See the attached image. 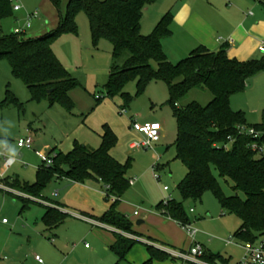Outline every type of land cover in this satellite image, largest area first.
I'll use <instances>...</instances> for the list:
<instances>
[{"label":"trees","instance_id":"16d2710c","mask_svg":"<svg viewBox=\"0 0 264 264\" xmlns=\"http://www.w3.org/2000/svg\"><path fill=\"white\" fill-rule=\"evenodd\" d=\"M157 1L69 0L67 16L55 31L39 38H22L13 33L0 35V61H8L13 76L27 86L32 100L46 101L50 107L59 105L72 114L75 102L71 93L81 84L58 60L52 45L62 35L77 32L75 15L83 11L88 17L94 44L106 39L113 46V65L105 86L106 93L95 99V107L105 99L120 97L124 103L120 112L127 110L132 98L124 90L131 80L137 81L138 94L144 93L151 82L165 83L177 122L176 160L187 171L178 185L183 200L199 202L206 193L212 192L225 212L240 218L236 237L245 244H257L264 237V157L256 156L249 146L252 138L239 135L238 128L247 126L264 133V122L249 125L243 112L232 110L231 98L243 93L248 81L264 72V58L248 62L232 60L227 56V45H224L219 52L199 47L178 64L171 63L162 42L171 36L172 14H166L151 35L141 33L144 12ZM12 13L9 0H0V20ZM194 89L208 90L213 95L212 102L206 107L195 102L181 107L179 102ZM101 138L99 149L76 142L70 153L55 154L53 165L39 168L34 184L19 179L1 183L40 198L56 178L78 184L92 179L102 182L108 187L107 198L117 200L99 222L120 232L115 233L116 244L112 250L118 259L116 264H121L137 245L136 240L124 235H135L132 223L117 211V205L130 188L127 171L132 159L121 164L111 155L118 137L108 125L103 127ZM221 180L231 183L234 196H226ZM159 208L165 217L182 225L191 224L183 203L170 201L167 205L161 203ZM65 218L62 211L47 208L43 222L51 231L63 224ZM148 251L150 259L144 264L171 257L152 246ZM202 261L230 264L226 257L206 249Z\"/></svg>","mask_w":264,"mask_h":264},{"label":"rangeland","instance_id":"374dc122","mask_svg":"<svg viewBox=\"0 0 264 264\" xmlns=\"http://www.w3.org/2000/svg\"><path fill=\"white\" fill-rule=\"evenodd\" d=\"M68 2L69 0H20L21 11L0 20V35L10 36L14 29L23 28L28 22L29 15L34 12L39 14V19L31 21L32 28L27 34L28 37L46 30L55 31L62 19L67 16ZM172 2L174 0H158L156 4L145 10L141 22L142 35L149 36L153 33L161 18L171 10ZM75 23L76 33L64 34L52 45L53 52L64 68L82 85L83 89L91 94V97H88V94L80 90L73 93L74 115H69L59 105L50 107L46 101L32 100L27 86L13 76L8 61H0V153L5 151L8 158L6 162L9 163L6 166V162L3 163L0 160V182L11 179H19L29 184L36 182L38 169L43 166L42 161L33 151L21 150L17 146L19 139L28 136V131L34 136L37 151L41 152L44 146H48L51 151L68 154L73 151L76 142L92 149H99L102 145V135H99L88 123H82L80 117L82 114L87 115L88 112L94 111L93 108L87 110L88 99L95 100L106 93L105 86L113 65V46L106 39H101L97 45L94 44L89 20L83 11L76 13ZM177 62L175 63L178 64ZM124 92L132 98L126 110L130 125H124V127L132 132L131 124L134 120L141 124L160 123L167 132L168 141L163 143L161 140L162 143L152 150L130 151L131 157L123 154V147L128 145L130 150L132 144L142 139L124 136L119 146L115 147V155L121 160L119 161L121 164H125L129 158H132L127 176L130 180L135 179L134 187L130 186L127 194L121 198L117 211L132 218L131 220L136 219L135 212H138L140 216L154 217L146 223L147 233L142 234L159 243L169 239L178 248L176 252H188L191 241L185 229L178 222L165 219L158 207L160 203L167 201L183 203L192 228L197 231V242L207 251L226 257L230 260V264L241 263L246 256V250L245 243L236 237L241 226L240 218L225 212L212 192L206 193L201 201L193 202L184 201L178 190V185L187 171L186 167L176 160L177 122L173 106L170 104L171 96L167 85L163 82H151L144 93L138 94L137 81L131 80ZM259 95L243 92L231 98L232 110L243 112L247 123L252 126L261 125L264 122L262 111L264 94ZM212 100L213 95L208 90L194 89L179 104L181 107H186L195 102L206 107ZM109 101L120 109L124 105L120 97L109 99ZM255 108H258V111H255ZM117 116L124 121L119 113ZM119 119L117 121L121 126L122 121ZM157 166L159 170L155 171ZM155 174L160 176L159 180ZM88 181L84 185L88 186L91 183ZM57 182L56 179L51 181L44 194L49 199L66 205L67 215L64 223L52 231H48L43 224L42 207L30 204L29 209H24L22 200L0 191V225L3 218L11 223L22 218L20 226L26 228L30 225L36 228L32 238L34 243L32 253L26 250L16 256L8 252L5 256L10 261L0 259V263L40 264L34 259L35 256L41 258L42 264H112L115 261L114 253L110 249L111 245L104 243L94 230L77 218L81 214H90L88 210L91 207L86 205L90 198L86 196L75 198L69 191L74 184L66 181ZM221 185L226 196L235 195L230 182L221 180ZM7 188L20 194L21 197L26 195L17 188L13 189L9 186ZM166 188L168 191L165 190ZM239 196L244 197L242 193H239ZM23 198L34 202L44 200L41 197L31 196ZM106 199L109 203L117 200L103 195L101 200L104 204ZM159 219L172 223L178 228L174 237L172 233L166 231L164 226L162 227ZM106 234L112 236L108 232ZM124 235L137 238L131 234ZM4 236L5 234H0V251L5 240ZM148 245L149 243L137 244L127 261L122 264H141L149 254ZM259 245L260 243H257V246ZM172 258L154 260L153 264H180V260L173 261Z\"/></svg>","mask_w":264,"mask_h":264},{"label":"crops","instance_id":"0c3cea01","mask_svg":"<svg viewBox=\"0 0 264 264\" xmlns=\"http://www.w3.org/2000/svg\"><path fill=\"white\" fill-rule=\"evenodd\" d=\"M150 7H148L146 10H148ZM170 9L171 10L168 11L167 14L170 12L173 17L170 27L171 36L165 38L162 42V45H163V50L168 60L171 63L176 64L175 63L176 61L180 62L186 59L187 57L190 56V54L193 51H195L199 47H205L210 52H219L224 45H227L228 47L227 56L229 57V59L232 60H238L240 62H248V61L260 60L264 58V53H261L259 51V46L261 44H264V5L260 2V0H174V2H172ZM50 32L51 30H46L38 34H31L29 37L26 34V37L39 38ZM79 90L81 92L88 94L87 95L88 97H91V94H89L87 90L83 89L81 85L80 88L74 90L71 93V97L73 101H74L73 93L75 94V91H79ZM244 92L247 94L253 93L255 95L261 94L263 96L264 72L251 78L248 81L247 88ZM88 100L89 101L87 104L88 107L87 110L89 111L92 110L93 108L94 111L92 113L88 112L87 115L82 114V116L80 117V121H82V123L85 122L88 123V125L91 128H93L99 135L103 134V127L105 125H108L109 127H111V129L118 137L117 146H119L121 139L124 136L125 137L130 136V138L132 139H142V140L144 139V136L139 134L137 131L133 130L131 132L128 131L126 127H124V125L126 126L130 125V122L127 118L128 114L122 115L120 113V108L114 106V104H112V102H110L109 99L103 100L102 103L96 107H95V100L93 99L92 100L88 99ZM255 109H256L255 111H258V108ZM262 111L264 113V109ZM118 113L122 118H124V121L119 119V117L117 116ZM69 115H74V114L72 113ZM117 119L122 121L120 123L121 126L119 125ZM144 123H149V122H144ZM162 134L163 135L161 140H163V143L167 142L168 136L164 127ZM161 140L155 146L161 144L162 143ZM123 148H124L123 154H127L130 157L132 155L130 151H137L131 149V147L129 150L128 145L127 146L125 145ZM43 149H44L43 151H48L50 153L53 151L55 154L58 153L55 150L51 151V149L48 146H44ZM115 149L116 148H114L111 151V155L115 159H118V161L121 162L118 156L115 155ZM21 150H26V149H21ZM37 150H38L37 144L36 141H34L33 150H27V151H33L35 153V151ZM37 158L39 157L37 156ZM5 162L6 161H3V163ZM5 165L6 166L9 165V163L6 162ZM56 181H58L57 183L66 181L70 184H74L69 191H71L70 194H73L75 198L84 197V196L90 198V201H87L86 203L87 207H91L88 210L90 214L89 213L81 214L77 216V218L82 222L86 223V225L89 226L90 229L94 230L96 235L104 243L111 245L110 249L112 250V247L116 244L115 233H120V232L114 228H111L99 222V219L102 218L110 210L111 206L115 203V202L109 203L108 199L105 200L106 204L102 202L101 200L102 196L105 195V197H107L105 192V185L102 182L94 179L88 181L91 182L89 183L88 186L84 184L72 183L70 180L65 178H56ZM0 185L3 184L0 182ZM131 187H134V185ZM0 191H2L5 195H10L15 199L22 200L24 202V209L25 208L29 209L30 204H37L40 207H42L43 209L42 221L46 214L47 208L58 209L62 211L64 214H66L67 206L56 200L49 199L48 197L45 196L44 192L42 193V197H41L44 200H42V202L41 201L34 202V201H29V199L27 198H23L24 196H28V195H24L21 197L14 193L4 191L3 189H0ZM113 198L116 200L115 197ZM135 213H134V217H136V219L133 218V220H131L132 218L131 219L128 217L127 218L132 223L133 231L138 239L127 236L128 238L136 240L137 244L149 243L148 247L149 246L155 247L156 249L165 252L168 255H170L171 252H176L178 250V248L175 247V244L169 239L165 240L166 242L159 243L142 234V233H147L146 223L147 221H150V219L154 217L150 218L149 215L140 216L139 214L138 216H136ZM163 217L167 220H171L170 218H167L165 216ZM4 219L6 218H3V220ZM3 220H2V225H0V234L3 235L5 234L4 236L5 240L3 243L2 250L0 251V259L1 260L5 259L4 261H6L7 256L5 255L8 254V252L16 256L22 254L26 250L32 253L33 251L32 247L34 244L32 243V238L36 233V228L30 225L26 226V228L20 226V222L23 221L22 218L12 223L9 221L7 224L3 223ZM159 221L162 223V227L164 226L166 228V231L172 233V237H174L175 233L178 232V228L174 224L168 223L163 219L161 220L159 219ZM96 223H100V225ZM138 223L141 224L138 225ZM45 228L47 229L46 226ZM106 232L110 233L112 236L110 237L109 234L108 235L106 234ZM258 243L264 244V237L259 239ZM132 251L133 249L131 250V252ZM131 252L129 253V255L131 254ZM112 253H114L113 250ZM129 255L127 256L125 261H127ZM147 255H148L147 258L146 259L144 258L141 264H144L145 261L147 262V260L150 258V254ZM114 256H115V261L112 262V264H116L118 261L115 253ZM2 257L4 258L2 259ZM35 257L34 259L36 260ZM8 260L10 261V259H7V261ZM172 260L177 261L176 258L174 259L172 258ZM179 262L180 264H185V262L182 260H180ZM0 264H5V263L1 262Z\"/></svg>","mask_w":264,"mask_h":264},{"label":"built area","instance_id":"2783aa9c","mask_svg":"<svg viewBox=\"0 0 264 264\" xmlns=\"http://www.w3.org/2000/svg\"><path fill=\"white\" fill-rule=\"evenodd\" d=\"M12 4L13 10L15 13L21 11L20 0H9ZM260 2L264 5V0H260ZM34 19H39V14L37 12L31 13L28 17V22L23 28H16L13 30V34L17 35L18 37L27 38V32L32 28L31 21ZM259 51L264 53V44L259 46ZM122 115H127L126 110H121L120 112ZM131 127L133 130L137 131L139 134L144 136V139L140 142L132 144L130 147L133 150L142 151V150H152L154 146L159 143L161 140V135L163 132V126L160 123H139L137 120L132 121ZM239 135L251 137L252 142L249 145L251 150L256 154L257 157H264V133L247 126H240L238 128ZM232 142V140H231ZM17 146L19 149H26V150H33L34 148V138L30 131H28V136L25 138H21L17 142ZM36 155L40 158L43 165L50 167L53 165V157H55V153H50L48 151H35ZM0 160L7 161L8 158L5 154V151L0 153ZM159 166L156 167L157 171ZM155 177L159 180L160 176L155 174ZM135 184V179H129V185L133 186ZM0 189L4 191L14 193L16 195L21 196L20 194L16 193L15 191L7 188L4 185H0ZM108 187H105V192ZM168 191V189H165ZM168 202H164V205H167ZM138 216V212L135 213ZM3 223L7 224L8 220L4 219ZM100 225V223H96ZM183 227L190 238L191 246L188 252H171L170 256L184 262H192L196 264H207L202 261V257L205 254V248L203 245L199 244L196 240L197 231L192 228L191 224H180ZM246 256L244 260L240 264H264V244H245ZM36 260L42 264V260L39 256L35 257Z\"/></svg>","mask_w":264,"mask_h":264},{"label":"water","instance_id":"95a60500","mask_svg":"<svg viewBox=\"0 0 264 264\" xmlns=\"http://www.w3.org/2000/svg\"><path fill=\"white\" fill-rule=\"evenodd\" d=\"M141 223H138V225H140Z\"/></svg>","mask_w":264,"mask_h":264}]
</instances>
